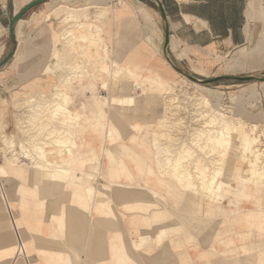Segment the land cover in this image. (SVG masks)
<instances>
[{
  "label": "crops",
  "instance_id": "1",
  "mask_svg": "<svg viewBox=\"0 0 264 264\" xmlns=\"http://www.w3.org/2000/svg\"><path fill=\"white\" fill-rule=\"evenodd\" d=\"M31 1L12 0L11 11L16 13ZM73 1L48 0L35 6L16 24V38L12 40L7 0H0V61L14 50L0 68L1 103H11L14 92L36 93L46 70L56 67L63 47L56 43L59 33L55 15L65 4L83 7L73 6ZM161 1L170 26L168 52L175 61L187 50L202 54L214 47L228 53L231 48L256 41L264 28L258 30L260 22L253 21L248 37V0ZM107 3L127 7L125 15L114 16L112 34H105L114 56H127L135 50L136 44L130 40L138 34L148 41L154 56L143 65L155 60H166L170 65L164 54L165 24L154 0ZM253 25L256 29L252 31ZM78 63L86 66L82 59ZM59 74L46 83L74 77L69 72ZM221 75L235 74L214 77ZM72 83L74 88L67 94L76 100L79 115L70 144L75 151L74 181L62 180L53 170L40 166L60 162L70 149L61 154L50 138L28 139L23 132L36 131L39 126L19 121L17 114L23 113L11 104L0 108V137L1 133L17 137L20 154L15 163L23 166L22 170L6 168L5 173L0 172V264H13L10 259L14 256L15 264H264V218L258 202L238 214L240 204L229 196L222 226L212 221L206 232L199 234L188 226L195 216L188 211L194 203L183 202L186 192L157 167L155 141L145 133L146 125L138 133L141 123L132 121L116 127L110 117L105 122V104L99 100L105 96H98L100 81L97 86L87 79ZM254 95L252 89H246L234 100L242 102L246 96L255 99ZM114 98L118 97L109 100L112 105ZM117 130L128 140L119 138ZM22 146L27 148L22 150ZM34 147L45 148L46 159L40 160L39 149ZM87 184L96 191L93 198L86 195ZM260 193L252 188L248 195L258 199Z\"/></svg>",
  "mask_w": 264,
  "mask_h": 264
},
{
  "label": "rangeland",
  "instance_id": "2",
  "mask_svg": "<svg viewBox=\"0 0 264 264\" xmlns=\"http://www.w3.org/2000/svg\"><path fill=\"white\" fill-rule=\"evenodd\" d=\"M107 1L75 0L72 2L73 6H83L81 9L69 4L63 5L59 13L55 15L58 19L59 33L56 43H61L63 47L62 53L57 57L56 67L46 70L45 77L41 78L37 84L36 93L30 95V92L27 94H22L21 91L14 92L12 102H0V108H6L8 104H11L17 111H21L22 115L17 114L19 121L39 126L36 131H24V135L28 139L50 138L62 154L65 149L71 148L74 125L79 119L75 110L77 102L67 94L68 90L74 88L72 81L79 82L87 79L94 86H97L100 81L102 89L98 92V96H105L99 98L101 104H105V122L109 121V117L110 122L116 127H121L127 122H138L143 125L140 126L141 130L138 133H142L146 125L145 133L148 134V138L152 136L155 141L154 148L158 154H155L158 160L157 167L162 169L165 177L176 181L186 195H189L188 199L185 194L183 195V202L194 203L192 209L188 211L195 216L192 222L191 220L188 222V226L199 234H203L211 226L212 221H215L216 226L221 225V219L224 217V203L229 196L236 201V204H240L236 213L248 211L254 207L253 203L258 202L257 206L263 209L261 215L264 218V162L262 159L264 158V150H262L264 81L223 79L200 85L182 76L167 64L166 60H163V63L155 60L149 65H143V63H149L148 59L154 60V56L148 41L138 34L130 40L136 44L135 50L130 51L127 56L119 54L117 57L114 56L105 34H112L114 16L125 15L127 7L123 3L111 4ZM12 8L13 4L11 10ZM262 13L263 9L258 3L248 0V22H260ZM160 23L162 24L161 21ZM255 25L252 26V31L256 29ZM263 27L264 23L261 22L257 28L259 30ZM258 39L257 35L256 41L231 48L228 53L220 52L214 47H210L202 54L187 50L179 60L174 62L186 72L200 78H210L221 73L264 77V60L259 64L256 58H241L237 61V65L244 67L235 72L228 71L227 66L241 49L245 47L248 51L251 50ZM79 59L85 61L86 66H78ZM113 68L115 70L112 73ZM65 72L74 75L73 80H60L59 83L54 84L46 83L47 79L52 82L53 76L58 73L64 75ZM47 85L54 86L56 89L53 91V88L49 89ZM246 89H252L255 92L253 97L255 99L246 96V99L242 98L244 99L242 102L234 100V97L237 98V95ZM125 95L130 97L120 99ZM111 96L119 98L112 100L114 105L109 103ZM205 96L209 97L213 107L203 104L202 99ZM212 108L232 118L233 124L226 130L225 139L216 144H207L202 150H198L193 139L197 130L207 128L206 122L209 119L208 116L212 114ZM116 132L119 138L128 140L126 136H122L121 131ZM1 135L0 163H3L1 158L4 161L5 155L16 157L20 152L16 148L18 146L16 136L9 134L6 136L3 133ZM250 137L255 143L248 149L246 141ZM188 146L192 150L184 151ZM26 148L22 146V150ZM29 149L32 147L30 146ZM34 149H39L40 160L48 156L45 148L34 147ZM185 154H187L186 158H182ZM251 161L255 162L256 169H263L258 179H250L251 175L247 170ZM15 162L18 163L17 160ZM16 163L0 164V172L5 173L6 168L22 170L23 166ZM74 163L75 151L70 149L67 155L62 156L60 162H48L40 166L53 170L54 174L62 180L72 181L75 177L72 171L76 169ZM252 188L262 192L258 199L248 195ZM85 192L89 198H93L96 194L91 184L85 186ZM9 227H11L10 224ZM12 261L14 260L10 259V262Z\"/></svg>",
  "mask_w": 264,
  "mask_h": 264
},
{
  "label": "bare ground",
  "instance_id": "3",
  "mask_svg": "<svg viewBox=\"0 0 264 264\" xmlns=\"http://www.w3.org/2000/svg\"><path fill=\"white\" fill-rule=\"evenodd\" d=\"M22 0H20L21 2ZM253 3H258L262 9H263V13H262V16H261V19H260V23H264V0H253ZM28 4V3H27ZM250 11V10H249ZM251 12V11H250ZM250 23H252L251 21L248 22V26H247V35L249 37H251V30L249 28V25ZM61 56V55H60ZM241 58H244V59H251V58H256L258 63L260 64V62H262V60H264V28L261 30L260 34H259V39L258 41L255 43V45L251 48V50L248 51L247 48H243L239 51L236 59H233L230 64H228V70H238V69H242L244 66L242 65H237V61H239V59ZM237 66H236V65ZM258 64V65H259ZM114 68L112 70V73L114 72ZM183 76V75H182ZM185 77V76H184ZM196 83V82H194ZM199 84V83H197ZM198 99V98H197ZM202 99V98H201ZM203 104H208L209 106H212L211 105V101L210 99L205 96L203 97ZM202 103V101H201ZM208 106V107H209ZM207 107V108H208ZM213 107V106H212ZM213 109V108H212ZM38 110V109H37ZM38 112V111H37ZM204 113V112H203ZM225 114V113H224ZM209 115V114H208ZM72 116V115H71ZM69 117V116H68ZM74 117V116H72ZM209 119L207 120L206 122V127L207 128H204V129H199L197 130L196 134H195V137L193 139V142L195 145H197V149L198 150H202L204 148L205 145L207 144H210V143H213V144H216L218 142H220L222 139H225V137L227 136V132L226 130H228V128H230L229 126L232 125V118L230 117H227V116H224L223 114L221 113H218V111L216 109H213L212 111V114H210L209 116ZM232 117V115H231ZM77 118V117H76ZM70 119V118H69ZM77 120V119H75ZM233 127V126H231ZM232 129V128H231ZM235 129V128H234ZM234 129L232 131H234ZM230 130V129H229ZM231 131V132H232ZM240 131V130H239ZM244 131V130H243ZM195 133V132H194ZM240 133V132H239ZM244 133V132H243ZM230 134V133H229ZM239 135V134H238ZM232 138V137H231ZM240 138V137H239ZM254 138V137H253ZM231 140V139H230ZM257 140V139H255ZM64 141V140H63ZM190 141V140H189ZM4 142V141H3ZM62 142V140H61ZM192 142V141H191ZM6 143V141H5ZM189 143V142H188ZM255 143L254 139H250L248 141H246V145H247V148L249 149V147ZM245 145V146H246ZM186 146V145H185ZM186 150L184 151H188L189 149L192 150V148L190 146H188V148L186 147L185 148ZM253 149V148H252ZM11 150V149H10ZM162 150V149H161ZM159 150V151H161ZM12 151V150H11ZM10 151V152H11ZM182 151V149H181ZM241 151V150H240ZM247 151V149H246ZM254 151V150H253ZM253 151H251L253 153ZM194 153V152H193ZM10 154V153H9ZM186 155H183L182 158H186ZM256 155V154H255ZM254 155V156H255ZM257 156V155H256ZM15 158L16 157H13V156H10V155H5L4 156V161L3 163L4 164H14L15 163ZM2 163V164H3ZM4 166V165H3ZM69 170V169H68ZM263 169H256L255 167V162L251 161L249 163V169L247 170L249 172V174L251 175L250 179L253 178V179H258L260 178L261 176V173ZM209 179V178H208ZM243 183V182H241ZM209 196V195H208ZM15 260H16V256L14 258V262L13 264H15Z\"/></svg>",
  "mask_w": 264,
  "mask_h": 264
},
{
  "label": "water",
  "instance_id": "4",
  "mask_svg": "<svg viewBox=\"0 0 264 264\" xmlns=\"http://www.w3.org/2000/svg\"><path fill=\"white\" fill-rule=\"evenodd\" d=\"M48 0H32L31 2H29L28 4H26L25 6H23V8L21 10H19L18 12L14 13L11 11V5H12V0H7V12L9 15V31H10V37L12 40H15V27L16 24L19 22L20 19H22V17L32 8H34L35 6L42 4L44 2H47ZM159 9L160 12L162 14L163 20H164V24H165V45H164V54L166 56V59L168 60V62L170 63V65L180 74H182L183 76H185L186 78H188L189 80L199 83V84H210L219 80H223V79H232V80H252V79H257L260 81H264V77H256L254 75H247V76H239V75H221V76H216L213 78H199L197 76H194L188 72H186L185 70H183L181 67H179L174 60L171 58L169 52H168V46H169V38H170V26H169V22H168V17L165 11V7L164 4L161 0H154ZM14 54V50H12L11 52H9L7 54V56H5V58H3L0 61V68L6 64L10 58L13 56Z\"/></svg>",
  "mask_w": 264,
  "mask_h": 264
},
{
  "label": "built area",
  "instance_id": "5",
  "mask_svg": "<svg viewBox=\"0 0 264 264\" xmlns=\"http://www.w3.org/2000/svg\"><path fill=\"white\" fill-rule=\"evenodd\" d=\"M264 144V143H263ZM262 150H264V145L262 146ZM2 159V161H3V158H1ZM263 159V162H264V158H262ZM19 250L21 251L22 250V247H20L19 248Z\"/></svg>",
  "mask_w": 264,
  "mask_h": 264
}]
</instances>
